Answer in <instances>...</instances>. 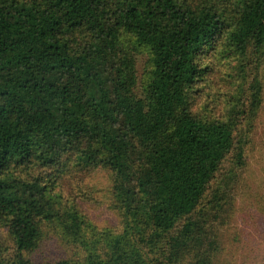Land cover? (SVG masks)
<instances>
[{
    "label": "trees",
    "instance_id": "obj_1",
    "mask_svg": "<svg viewBox=\"0 0 264 264\" xmlns=\"http://www.w3.org/2000/svg\"><path fill=\"white\" fill-rule=\"evenodd\" d=\"M208 52L242 72L264 57V0H0V224L14 243L0 264H211L194 214L216 173L242 166L261 98L251 82L225 116L195 112ZM70 157L108 168L119 228L61 205L51 172L21 173ZM42 224L76 257L26 256Z\"/></svg>",
    "mask_w": 264,
    "mask_h": 264
},
{
    "label": "rangeland",
    "instance_id": "obj_2",
    "mask_svg": "<svg viewBox=\"0 0 264 264\" xmlns=\"http://www.w3.org/2000/svg\"><path fill=\"white\" fill-rule=\"evenodd\" d=\"M224 56L222 52L213 58L208 52L202 58L203 63L213 65L199 83V94L191 98L192 109L202 114L225 116L228 102H233V94L238 93L240 88L241 95L251 82L260 85L261 104L254 113L253 128L241 133L242 166L231 170L233 176L229 178L223 179L226 173L224 168L216 173L207 188L203 206L194 216L203 221L205 230L209 232L208 239L215 242L208 248L211 251V264H264V57L258 58L254 66L242 72L233 56L228 59ZM142 66V60L137 55L138 74ZM141 90L139 83L136 91ZM240 127L243 129L245 126ZM60 168L57 171L56 168H25L21 173L26 177L27 174L44 175L51 172L55 179L49 188L60 196L61 205L76 204L97 227L119 228L121 216L112 196L108 168L97 166L82 169L76 165L73 157ZM217 187L218 198L208 203ZM0 252L3 255L14 252L13 239L1 224ZM25 255L40 262L75 258L76 252L57 235L53 226L42 224L36 249ZM188 258L195 260L193 253Z\"/></svg>",
    "mask_w": 264,
    "mask_h": 264
}]
</instances>
